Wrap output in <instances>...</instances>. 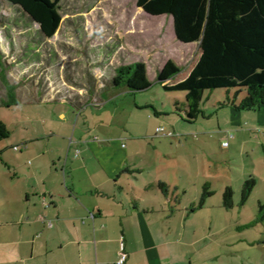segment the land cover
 Wrapping results in <instances>:
<instances>
[{
    "label": "rangeland",
    "instance_id": "1",
    "mask_svg": "<svg viewBox=\"0 0 264 264\" xmlns=\"http://www.w3.org/2000/svg\"><path fill=\"white\" fill-rule=\"evenodd\" d=\"M136 2L64 0L60 27L47 38L26 12L0 0V119L11 131L0 142V203L17 207L34 157H92L84 140L100 157H173L168 170L183 176L186 204L199 203L207 182L214 191L202 209L188 210L206 263L264 264V104L237 111L232 100L239 104L245 89H208L201 112L189 117L187 92L163 85L189 75L199 43L181 42L172 15L153 16ZM169 59L181 71L161 83ZM137 61L147 65L148 88L112 84L116 67ZM229 186L233 207L224 205Z\"/></svg>",
    "mask_w": 264,
    "mask_h": 264
},
{
    "label": "crops",
    "instance_id": "2",
    "mask_svg": "<svg viewBox=\"0 0 264 264\" xmlns=\"http://www.w3.org/2000/svg\"><path fill=\"white\" fill-rule=\"evenodd\" d=\"M82 144L92 157L29 160L17 207L0 203V264H117L122 252L125 264H207L191 219L204 206L184 202L175 158L100 157Z\"/></svg>",
    "mask_w": 264,
    "mask_h": 264
},
{
    "label": "trees",
    "instance_id": "3",
    "mask_svg": "<svg viewBox=\"0 0 264 264\" xmlns=\"http://www.w3.org/2000/svg\"><path fill=\"white\" fill-rule=\"evenodd\" d=\"M7 1L26 12L47 38L57 33L64 0ZM136 3L153 16L172 15L177 39L199 43L201 54L189 75L177 83L163 85L166 90L187 92L189 117L195 118L201 112L200 102L208 89H245L246 96L239 104L232 100L235 110L261 108L264 104V0H137ZM180 71L176 62L169 59L158 72V80L165 83ZM112 84L127 86L131 91L148 88L151 82L146 63L137 61L116 67ZM10 133L0 119V142ZM255 182L251 178L243 185L241 204L248 200ZM159 185L167 191L166 183ZM213 194L207 182L197 206L203 207L206 198ZM223 199L226 207H233V188L226 187ZM260 212L264 220V204H260Z\"/></svg>",
    "mask_w": 264,
    "mask_h": 264
},
{
    "label": "built area",
    "instance_id": "4",
    "mask_svg": "<svg viewBox=\"0 0 264 264\" xmlns=\"http://www.w3.org/2000/svg\"><path fill=\"white\" fill-rule=\"evenodd\" d=\"M162 130H164L163 127L159 128V131H162ZM170 134H171V133H170ZM228 145H229V144H228L227 141H225V142L223 143V146H228ZM15 149H18V147L15 146ZM126 259H127V254L124 253V252H122L120 258H119L118 261H117V264H125Z\"/></svg>",
    "mask_w": 264,
    "mask_h": 264
}]
</instances>
